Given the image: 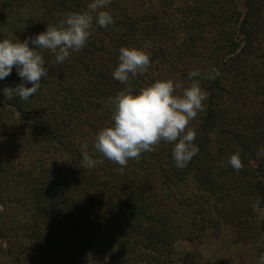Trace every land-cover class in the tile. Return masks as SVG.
Listing matches in <instances>:
<instances>
[{"label": "trees", "instance_id": "obj_1", "mask_svg": "<svg viewBox=\"0 0 264 264\" xmlns=\"http://www.w3.org/2000/svg\"><path fill=\"white\" fill-rule=\"evenodd\" d=\"M162 2L180 19L173 20L168 10L136 18L111 0V9L104 10L114 23L103 28L94 20L79 52L57 63L54 54L41 50L48 75L27 101L4 96L5 87L24 83L15 68L0 80L2 149L12 158L5 163L0 149V237L11 244L6 264H163L160 250L169 236L173 201L135 185L119 165L96 153L93 141L112 123L110 98L128 86L138 92L158 79H170L155 71L164 65L168 68L162 72L171 69V80L183 89L191 83V71L201 73L193 79L200 80L208 98L197 121H191L199 151L183 169L175 166L174 144L166 149L159 145L141 159L158 169L157 186L164 190L173 189L174 180L182 183L191 177L214 201V211H225L223 222L242 235L247 231L248 238L253 229L260 231L257 254H264V218L256 224L252 207L259 200L264 209V0ZM86 10L80 0H0V41L23 42L65 14ZM29 47H35L31 41ZM121 47L150 54V68L130 77V85L113 77ZM212 69L220 75L206 78ZM8 140L12 146H7ZM18 143L19 154L10 151L17 150ZM85 143L89 155L103 163L81 167ZM237 151L243 163L240 171L228 164ZM100 188L107 189L106 196ZM99 200L108 212L103 225L89 218ZM182 203L190 208L194 200L187 197ZM195 213L205 223L192 224L188 234H201L207 224L217 229V218L204 219L203 208ZM19 241L30 245L18 249Z\"/></svg>", "mask_w": 264, "mask_h": 264}, {"label": "clouds", "instance_id": "obj_2", "mask_svg": "<svg viewBox=\"0 0 264 264\" xmlns=\"http://www.w3.org/2000/svg\"><path fill=\"white\" fill-rule=\"evenodd\" d=\"M110 3L111 0H91L86 11L65 14L57 24L47 25L46 31L34 38L29 37L23 42H14L10 38L0 41V80L8 77L15 68L24 81L15 88L5 87L4 96L7 99L19 97L23 101L33 97L41 87V79L48 75L41 50H49L57 63H63L70 52H79L86 45L94 20L103 28L114 23L111 13L104 10ZM29 41L35 47L30 48ZM119 53V64L113 77L121 84L130 85V77L146 73L151 66L150 54L144 49L121 47ZM219 75L217 69H212L206 78L215 79ZM200 76L199 70L191 71V83L179 95L176 89L181 85L171 79H158L138 92L130 86L118 92L110 98L112 123L94 137L96 153L119 165L122 173L129 160L139 161L143 153L155 151L161 142H165L174 144L172 157L175 166L178 169L186 167L199 151L194 145L196 131L190 124L204 110L203 102L208 98L200 80L193 79ZM261 153L264 154V149ZM81 156L82 168L90 169L103 163V160L89 155L87 143L81 146ZM228 164L236 171L242 170L238 151L230 156ZM259 205L257 200L252 205L253 210L264 211ZM257 264H264V254Z\"/></svg>", "mask_w": 264, "mask_h": 264}, {"label": "rangeland", "instance_id": "obj_3", "mask_svg": "<svg viewBox=\"0 0 264 264\" xmlns=\"http://www.w3.org/2000/svg\"><path fill=\"white\" fill-rule=\"evenodd\" d=\"M80 1L85 6L91 2V0ZM115 1L118 2L122 8L128 9L130 13H136V18L146 14L159 15L163 10H168L167 12H171L173 20L180 19V16L177 15L178 12H173V8L168 9L170 6H165L162 0ZM110 9L111 7L107 6L106 10ZM167 68L168 67L164 65L161 70L160 66H158L155 71L163 74L161 76L162 78L169 77L171 79L172 75L175 74L171 71V69L169 73L162 72ZM178 92L182 94V85L178 88ZM194 121H197V119L195 118ZM193 124L191 123L190 127H192ZM8 141L7 146H12V141ZM169 144L171 143L161 142L160 145L166 149L168 146H171ZM2 148L3 133L0 134V149ZM10 151H17V154H19V143L17 150L12 149ZM2 156H4L3 160L5 163L12 161L8 152L3 154V149ZM124 170L126 171V176L130 178V181H134L135 185L137 184L140 187L145 185L153 196L156 194L159 197L169 198L170 201H173L174 203L172 209L173 218H169L170 221L168 222L169 229L167 234L169 236L167 243H164L160 250V258L163 260V264H257L259 260L257 246L259 249L261 242L260 231L253 229L252 237L248 238L247 236L249 234H246L247 231L244 235H242L235 227L229 226L223 222L225 220V211L220 210L219 212H215L213 209L214 201L212 199H207V196L203 195L200 190L196 188L191 177H188L186 182L182 183H177V181L174 180V188L168 190L165 189V191L163 188H160V184L157 186L158 175L156 172L158 169L150 167L149 162L143 161L141 158L139 161L134 159L129 160ZM100 177H103V174H101ZM103 179L106 180L107 177H103ZM113 190H115V188H113ZM100 191L103 196H106L108 193L106 188H100ZM187 197L194 200V204H192L190 208H185L182 203V201L187 199ZM203 200L204 202H202ZM201 208H203L206 213L204 219L217 218L219 220V225H217V229H214L208 227V224H205L207 228L204 232L201 234L199 232H195L193 235H190L188 232L191 230L192 224L194 226H198L205 223V221L201 219V215L195 213L196 209L200 210ZM1 213H3V202H0V221H2ZM89 218L92 222L100 225H103L108 219V212L105 206L100 203V200L99 204L92 208L91 213H89ZM263 218L264 211L257 212L255 223L258 224L261 220H263ZM22 244L24 246L30 245L25 241H19L17 244L19 245L18 249L23 250L21 246ZM10 246L11 244L9 245L8 241H6L4 237H0V264L9 263V254L11 252Z\"/></svg>", "mask_w": 264, "mask_h": 264}]
</instances>
